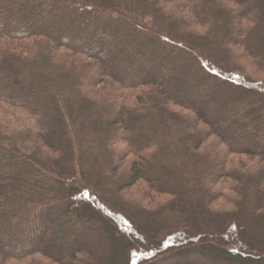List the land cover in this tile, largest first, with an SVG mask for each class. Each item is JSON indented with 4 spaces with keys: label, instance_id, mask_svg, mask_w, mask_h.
Wrapping results in <instances>:
<instances>
[{
    "label": "trees",
    "instance_id": "trees-1",
    "mask_svg": "<svg viewBox=\"0 0 264 264\" xmlns=\"http://www.w3.org/2000/svg\"><path fill=\"white\" fill-rule=\"evenodd\" d=\"M0 264H264V0H0Z\"/></svg>",
    "mask_w": 264,
    "mask_h": 264
},
{
    "label": "rangeland",
    "instance_id": "rangeland-1",
    "mask_svg": "<svg viewBox=\"0 0 264 264\" xmlns=\"http://www.w3.org/2000/svg\"><path fill=\"white\" fill-rule=\"evenodd\" d=\"M239 67L241 68L242 71L244 72H248V73H252L254 74L255 76H258L259 75V72H255V68H253L247 61L245 60H242L240 63H239ZM144 184H139V185H135L133 186L132 188L128 189V193L135 197V196H138L140 197L141 199H145L146 198V192L144 191ZM227 193V192H226Z\"/></svg>",
    "mask_w": 264,
    "mask_h": 264
}]
</instances>
